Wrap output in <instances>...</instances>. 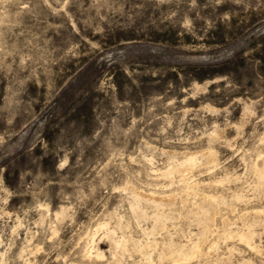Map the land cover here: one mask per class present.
<instances>
[{
	"label": "rangeland",
	"instance_id": "obj_1",
	"mask_svg": "<svg viewBox=\"0 0 264 264\" xmlns=\"http://www.w3.org/2000/svg\"><path fill=\"white\" fill-rule=\"evenodd\" d=\"M257 165L264 0H0V264H264ZM191 188L226 201L198 210ZM226 223L258 251L220 240L173 263Z\"/></svg>",
	"mask_w": 264,
	"mask_h": 264
},
{
	"label": "bare ground",
	"instance_id": "obj_2",
	"mask_svg": "<svg viewBox=\"0 0 264 264\" xmlns=\"http://www.w3.org/2000/svg\"><path fill=\"white\" fill-rule=\"evenodd\" d=\"M190 153V152H189ZM193 153V152H192ZM190 153V154H185V161L178 164L179 165V168H176L179 173L185 178L187 176H189L196 168L197 166V163L198 161L200 160L199 157L202 156L203 158L202 159H205V161H208V163H212L215 161L216 157H215V153L213 152V150H207V151H203L202 153L201 152H197V153ZM198 153H200V156L198 155ZM201 158V157H200ZM199 159V160H198ZM204 161V162H205ZM201 163V162H200ZM206 163V164H208ZM176 164V165H177ZM200 165V164H199ZM202 165V164H201ZM209 165V164H208ZM173 170H175V167H172V168H169L167 171L163 172V173H168L169 175L173 173ZM256 173L258 172V175H259V178H260V182L264 184V165L262 168H259L258 165L256 166ZM178 173V172H176ZM178 173V174H179ZM162 174V173H161ZM165 175V174H164ZM166 176V175H165ZM171 176V175H170ZM192 179V178H191ZM186 180V179H185ZM190 180V179H189ZM184 181V180H182ZM189 182V181H188ZM187 182V183H188ZM196 182V181H195ZM194 182V183H195ZM193 183V181H192ZM191 183V184H192ZM199 183V182H198ZM195 184L196 186H198L199 184H201V182L199 184ZM214 182H209L207 183L208 186H210L211 184H213ZM215 183H221V181H217ZM205 184V183H204ZM193 185V186H195ZM203 185V184H202ZM206 185V184H205ZM190 186V185H189ZM192 186V187H193ZM264 186V185H263ZM261 186V187H263ZM191 187V186H190ZM189 188V187H188ZM192 189V193H194L195 195V199H196V204H197V209L198 210H204L203 208V205L202 204H199V202H203V203H207L211 206H214V207H217L220 206L221 203H223L224 200L223 197H220V196H216V195H212V194H206V193H202L201 190L200 192H195V190ZM190 189V190H191ZM135 194L139 197V198H142V199H146L147 201H150V202H153L157 207H163V206H166V205H172L175 201V197L173 194L169 195H164V196H160L158 194H154V193H150V194H146V193H143V192H137L134 191ZM241 196V195H240ZM241 199V198H240ZM239 199V200H240ZM243 200V199H242ZM195 201V200H194ZM195 203V202H193ZM195 204V205H196ZM194 205V204H193ZM194 205V207H195ZM212 208V207H211ZM195 208H193L194 210ZM213 209V208H212ZM216 209V208H215ZM214 209V210H215ZM217 210V209H216ZM194 212V211H193ZM192 212V213H193ZM197 212V211H196ZM200 213H202L201 211H198ZM215 212V211H214ZM254 212V211H253ZM209 213V212H208ZM217 213V212H216ZM160 214V213H158ZM203 214V213H202ZM212 214V213H211ZM246 214H249V213H246ZM256 214V217H262L264 216V210H259L257 209L255 211ZM194 215V214H193ZM200 215V214H199ZM210 215V214H209ZM214 217V214H212ZM166 216V215H165ZM163 216V218L165 217ZM202 216V215H201ZM195 217V216H194ZM210 217V219L212 218ZM156 218L158 219L159 216H156ZM168 218V217H167ZM264 219V218H263ZM166 220V219H165ZM213 220V219H212ZM208 221V219H207ZM206 221V222H207ZM199 222V221H197ZM212 222V221H211ZM262 222V220H261ZM160 223V222H159ZM202 223V222H201ZM200 223V225H201ZM264 223V222H263ZM226 226L224 227V232L219 236V239L210 243V245L207 247V251L205 250V246L207 245V237L209 236H206V235H200V239L197 241V242H194L193 245H191V247L186 250L185 248H181L179 250H175V251H170L169 252V256L173 259V263H177V262H189L193 259H197V258H202L204 257L205 255H210L211 253H213L214 251H216L218 248H219V244H220V240H224V241H229V240H232V239H238V241H240L241 244H244L246 246H248V248H250L251 250L253 251H258L257 249H259L258 246L255 245V237H256V233L253 231L255 229H251L248 228L249 226H247V229L244 231H239V230H234L232 228L233 225L231 224H225ZM255 225H257L255 223ZM205 226V224H204ZM203 226V228H204ZM214 226V225H213ZM245 227V224L243 225ZM243 227V228H244ZM212 229V228H211ZM100 230H104L106 231V236H108L111 241L115 244V246L117 248L121 247L122 245L126 244V239L125 238H122L120 240L116 239L115 238V231L113 230H110V228H108V224L107 223H103V224H100L98 226V228L96 229V233H98ZM207 230V229H206ZM205 231V230H204ZM212 231V230H211ZM145 232H146V229H145ZM151 233V232H150ZM210 233V232H209ZM258 234V233H257ZM96 235V234H95ZM259 235V234H258ZM154 242V241H153ZM93 244H95V240L93 242ZM171 244V243H170ZM141 245V244H140ZM189 245V244H188ZM114 246V247H115ZM155 246V242L154 243H149V246L148 247H153ZM171 246V245H169ZM174 246V244L172 245ZM113 247V246H112ZM173 248V247H171ZM137 249V247H136ZM146 249V247H141V252H144ZM124 250V249H123ZM219 250V249H218ZM116 251V250H115ZM96 252V257L98 258H103L104 257V253L100 251L99 248H96V246L94 245L92 250L89 251V257H91L93 255V253ZM217 252V251H216ZM232 252V251H231ZM215 253V252H214ZM257 253V252H256ZM115 254V253H114ZM258 254V253H257ZM145 255V254H144ZM206 257V256H205ZM244 264H252L250 261L249 262H245Z\"/></svg>",
	"mask_w": 264,
	"mask_h": 264
}]
</instances>
